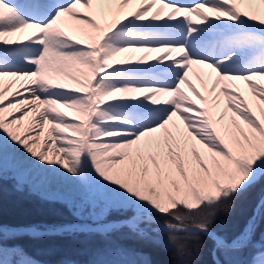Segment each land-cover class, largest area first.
<instances>
[{
    "label": "snow or ice",
    "instance_id": "6c2138e0",
    "mask_svg": "<svg viewBox=\"0 0 264 264\" xmlns=\"http://www.w3.org/2000/svg\"><path fill=\"white\" fill-rule=\"evenodd\" d=\"M0 264H264V0H0Z\"/></svg>",
    "mask_w": 264,
    "mask_h": 264
},
{
    "label": "trees",
    "instance_id": "16d2710c",
    "mask_svg": "<svg viewBox=\"0 0 264 264\" xmlns=\"http://www.w3.org/2000/svg\"><path fill=\"white\" fill-rule=\"evenodd\" d=\"M2 205L4 218L12 223L59 224L75 219L66 205L42 200L27 191L18 192L12 181L4 183ZM67 243L56 241L54 246H65ZM153 259L163 261L167 257L154 254Z\"/></svg>",
    "mask_w": 264,
    "mask_h": 264
}]
</instances>
